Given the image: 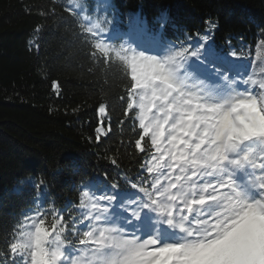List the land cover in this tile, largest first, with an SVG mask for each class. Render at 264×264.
<instances>
[{"label":"trees","instance_id":"1","mask_svg":"<svg viewBox=\"0 0 264 264\" xmlns=\"http://www.w3.org/2000/svg\"><path fill=\"white\" fill-rule=\"evenodd\" d=\"M80 5L73 14L68 0H0V264L11 260L7 238L14 226L35 216L37 208L76 217L86 211L80 207L81 199L87 204L84 186L101 191L119 183L120 202L135 197L122 177H135L145 157L134 148V114L123 115L121 97L126 98L131 74L116 51L162 56L187 36L206 34V22H212L217 27L206 46L212 54L202 51L188 65H198V73L222 87L228 83L224 75L236 79L242 91L247 76H264L257 59L264 0H81ZM88 27L93 31H85ZM97 44L107 46V54ZM53 80L61 86L59 95ZM43 218L48 228L53 217Z\"/></svg>","mask_w":264,"mask_h":264},{"label":"snow or ice","instance_id":"2","mask_svg":"<svg viewBox=\"0 0 264 264\" xmlns=\"http://www.w3.org/2000/svg\"><path fill=\"white\" fill-rule=\"evenodd\" d=\"M68 3L77 14V0ZM206 23V34L187 36L162 56L115 53L130 69L123 115L134 114V148L145 157L135 177H122L135 197L120 202L119 183L101 191L84 186L86 211L76 217L37 208L9 234L6 264H264V76L243 79L244 99L225 108L220 97L234 92L237 80L224 75L222 87L188 65L202 51L213 52L206 46L217 24ZM96 48L107 54V46ZM261 49L264 40L257 48L264 73ZM60 87L52 81L57 95ZM245 102L254 106L245 110L248 119L233 120L236 104Z\"/></svg>","mask_w":264,"mask_h":264},{"label":"clouds","instance_id":"3","mask_svg":"<svg viewBox=\"0 0 264 264\" xmlns=\"http://www.w3.org/2000/svg\"><path fill=\"white\" fill-rule=\"evenodd\" d=\"M244 97H243V91L240 90V89H236L234 92H230L222 97H220V101L221 103L224 104V107L225 108H228L232 105V103L234 101H239V100H243ZM254 106L251 105V104H248V103H237L236 104V108L234 109L233 113H232V117H233V120H235V118L237 116H243L245 118V120L248 119V114H246V109H252ZM237 123H239L237 121ZM152 211L154 213H158L159 212V209H152Z\"/></svg>","mask_w":264,"mask_h":264},{"label":"rangeland","instance_id":"4","mask_svg":"<svg viewBox=\"0 0 264 264\" xmlns=\"http://www.w3.org/2000/svg\"><path fill=\"white\" fill-rule=\"evenodd\" d=\"M77 2L80 4L81 0H77ZM137 53H140V52H137ZM145 55H149V54H145ZM189 70H191V68H189ZM196 74H197L200 78H204L200 73L197 72ZM203 75H205V74H203ZM204 79H205V78H204ZM105 113H106V111H105ZM105 113H104V114H105ZM100 115H103V114L100 113ZM104 132H105V129H104L103 125H101L100 128H99V133H100V134H103Z\"/></svg>","mask_w":264,"mask_h":264}]
</instances>
